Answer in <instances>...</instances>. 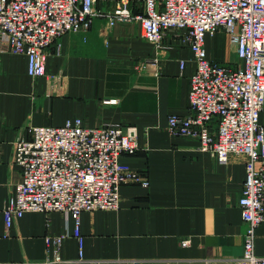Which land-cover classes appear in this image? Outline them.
Returning <instances> with one entry per match:
<instances>
[{
  "label": "crops",
  "instance_id": "obj_1",
  "mask_svg": "<svg viewBox=\"0 0 264 264\" xmlns=\"http://www.w3.org/2000/svg\"><path fill=\"white\" fill-rule=\"evenodd\" d=\"M120 5L143 10L142 0H97L88 31L62 36L60 53L46 50L43 76L28 73L27 55L0 50V264H44L56 250L47 237L64 233L70 234L55 264H238L243 254L246 223L239 199L246 157L220 163L197 139L168 130L170 115L189 112L196 65L187 35L172 31L156 45L144 38L138 21L117 20L109 27L108 16ZM206 44L215 61L233 67L240 62L236 34L219 31ZM222 49L229 62L222 60ZM67 121L136 126L139 148L121 161L149 183H123L118 209L81 213L83 258L71 216L26 212L8 233L4 220V207L22 179L16 142L27 139L32 126ZM256 252L264 257V222L257 228Z\"/></svg>",
  "mask_w": 264,
  "mask_h": 264
},
{
  "label": "built area",
  "instance_id": "obj_2",
  "mask_svg": "<svg viewBox=\"0 0 264 264\" xmlns=\"http://www.w3.org/2000/svg\"><path fill=\"white\" fill-rule=\"evenodd\" d=\"M96 2L0 0V50L27 55L28 73L43 76L46 50L54 47L60 53L62 36L88 31L98 15ZM117 20L138 21L144 38L156 45L169 32L186 33L196 65L189 79V112L170 115L168 130L197 139L200 149L220 163H228L232 155L246 157L239 199L246 231L238 264H264L256 252L257 228L264 222V0H143L140 13L117 6L108 26ZM219 31L237 35L240 62L235 67L209 56L207 38ZM137 135L136 126H88L80 121L32 126L29 137L16 142L15 162L22 179L4 207L7 233L26 212L59 211L74 219L73 236L83 258L81 213L118 209L120 186L142 180L121 161L122 154L138 150ZM141 183L149 184L147 179ZM69 234L47 237L56 250L44 264L62 261L59 248Z\"/></svg>",
  "mask_w": 264,
  "mask_h": 264
},
{
  "label": "rangeland",
  "instance_id": "obj_3",
  "mask_svg": "<svg viewBox=\"0 0 264 264\" xmlns=\"http://www.w3.org/2000/svg\"><path fill=\"white\" fill-rule=\"evenodd\" d=\"M142 1H143V0H142ZM141 3H142V2H141ZM135 7H136V6H135ZM220 56H221V58H222L223 61H225V62H229V61H228V55H224V51H223V49H222V51H221V53H220ZM237 61H238V59L235 58L234 61H233L232 63L236 64Z\"/></svg>",
  "mask_w": 264,
  "mask_h": 264
}]
</instances>
